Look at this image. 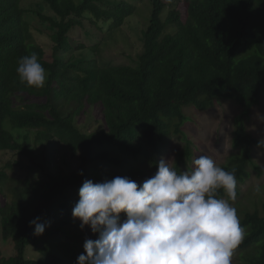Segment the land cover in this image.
<instances>
[{
    "label": "trees",
    "instance_id": "1",
    "mask_svg": "<svg viewBox=\"0 0 264 264\" xmlns=\"http://www.w3.org/2000/svg\"><path fill=\"white\" fill-rule=\"evenodd\" d=\"M150 1L143 52L132 67L103 66L100 45L87 48L71 41L85 23L101 32L122 28L137 11L126 0H37L34 6H26V0H0V152L28 161L43 175L17 184L8 173L19 163L0 169V186L9 188L7 203L0 201L2 239L14 243V256L0 257V264H78L84 250L73 247L82 241L68 228L83 183L116 176L139 182L149 170L156 173L158 156L171 139L185 141L174 165L184 171L195 155L183 129L187 108L206 112L229 100L243 109L235 122L234 153L221 166L236 169L235 201L242 196L254 153L264 149L248 131L252 110L264 101V0H171L165 19V1ZM169 26L175 34H166ZM38 38L50 45L52 59ZM77 51L88 54L76 58L72 54ZM33 52L46 70L43 87L21 82L16 71L19 59ZM26 97L32 100L16 108L13 99ZM94 113L102 117V128L85 132L78 120ZM6 122L34 134L36 142L61 143L79 159V168L48 173L37 164L28 138L18 142L5 130ZM218 197L227 199L222 189ZM253 210L239 213L245 235L233 256L264 264V201ZM36 218L48 225L40 236L30 225ZM63 243L67 246L59 249ZM29 249L42 258L29 259Z\"/></svg>",
    "mask_w": 264,
    "mask_h": 264
},
{
    "label": "clouds",
    "instance_id": "2",
    "mask_svg": "<svg viewBox=\"0 0 264 264\" xmlns=\"http://www.w3.org/2000/svg\"><path fill=\"white\" fill-rule=\"evenodd\" d=\"M16 71L29 86L45 85L46 70L34 52L19 59ZM258 147L264 148V139ZM236 188V169L226 171L206 155L187 171H177L174 159H161L142 184L127 176L86 180L72 214L98 239L85 240L78 264H231L245 235L229 202L236 200ZM221 189L227 199L218 197ZM30 225L37 236L48 226L39 218Z\"/></svg>",
    "mask_w": 264,
    "mask_h": 264
},
{
    "label": "rangeland",
    "instance_id": "3",
    "mask_svg": "<svg viewBox=\"0 0 264 264\" xmlns=\"http://www.w3.org/2000/svg\"><path fill=\"white\" fill-rule=\"evenodd\" d=\"M80 3L81 0H75ZM130 4L137 7L135 15L129 17L125 25L114 31H99L85 23L83 29H77L71 36V41L74 46L84 45L91 48L96 45L101 46L99 62L103 66H132L138 65V57L143 52L142 32L148 27L152 15V5L150 0H126ZM167 4L166 12L163 14V19L167 17V13L171 10L174 3L171 0H164ZM37 0H26L25 5L34 6ZM33 25L40 28L34 19ZM174 26H169L166 29V34H175ZM47 54L49 59H52V49L50 45L42 39H37ZM88 54V51H77L74 57L78 58L83 54ZM30 98H15L13 99L16 108H23ZM188 121L184 126V133L193 143L195 155L192 162L186 166L184 171L193 166V161L200 155L212 157L218 166L227 163L229 157L234 153L232 149V140L235 135L236 118L243 113V109L234 101L222 100L217 105L206 112L198 111L195 108L185 109ZM103 119L98 113L93 116H87L78 120V125L85 132H94L102 128ZM248 131L258 141L264 139V101L260 106L252 110L248 123ZM4 128L7 132L14 135L20 143L28 138V143L31 149L36 151L37 164L50 173L54 174L59 170H64L67 174L77 170L80 166V161L73 157L66 147L59 142H36L34 134H29L14 129L9 122H6ZM185 141L183 139H171L163 147L159 156L158 162L161 159H174V165L179 153L184 149ZM254 166L250 170L251 178L242 187V196L240 199L232 203L239 213L253 212L255 205H260L264 201V149H257L253 156ZM10 162L19 163V167L9 172L10 178L15 181H37L43 178L42 171L31 168L28 161L11 153L0 152V169H3ZM101 171L107 167H99ZM98 171V169H96ZM149 175L145 179L137 182L142 184L146 179L151 178L155 173L149 170ZM17 183V182H15ZM18 184V183H17ZM260 186V191L257 192L256 186ZM11 186H15L11 184ZM9 196L8 186H0V201L2 204L7 203ZM73 218V224L69 226L76 237L80 238L82 245L74 244V250H84V242L86 239H98V234L93 233L90 226L81 227L82 222ZM126 214L121 213V220H126ZM67 243H63L59 249L66 247ZM82 246V247H81ZM14 256V243L12 241L4 242L2 239V224L0 219V257L10 259ZM27 257L33 261L40 260L41 254L36 250L29 249ZM231 264H247L240 255L232 256Z\"/></svg>",
    "mask_w": 264,
    "mask_h": 264
}]
</instances>
